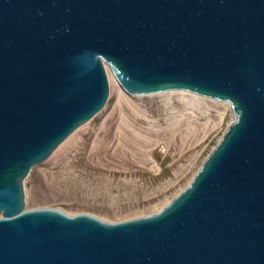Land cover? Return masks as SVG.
I'll list each match as a JSON object with an SVG mask.
<instances>
[{"label":"water","instance_id":"95a60500","mask_svg":"<svg viewBox=\"0 0 264 264\" xmlns=\"http://www.w3.org/2000/svg\"><path fill=\"white\" fill-rule=\"evenodd\" d=\"M105 66L235 120L155 214L25 210L31 169L108 103ZM0 264H264V0H0Z\"/></svg>","mask_w":264,"mask_h":264},{"label":"rangeland","instance_id":"374dc122","mask_svg":"<svg viewBox=\"0 0 264 264\" xmlns=\"http://www.w3.org/2000/svg\"><path fill=\"white\" fill-rule=\"evenodd\" d=\"M104 109L24 180L25 209L107 222L148 216L174 198L220 140L229 106L178 92L131 97L110 76Z\"/></svg>","mask_w":264,"mask_h":264},{"label":"bare ground","instance_id":"6f19581e","mask_svg":"<svg viewBox=\"0 0 264 264\" xmlns=\"http://www.w3.org/2000/svg\"><path fill=\"white\" fill-rule=\"evenodd\" d=\"M108 78H109V77H108ZM109 80H110V78H109ZM173 92H178V93H181V94H185V93H187V92H184V91H171V92H169V93H173ZM161 94H162V93H161ZM188 94H190V93H188ZM191 95H193V96L196 97V98L198 97V96H196V95H194V94H191ZM207 100H208V99H207ZM224 104H225L226 106H229V107H230V105H229L228 103H224ZM230 119H231V120H230V123H232V122L234 121V119H235L234 114H233L232 116H230ZM84 125H85V124H84ZM81 127H82V126H81ZM79 128H80V127H79ZM79 128H78V129H79ZM76 130H77V129H76ZM76 130H75V131H76ZM75 131H74V132H75ZM74 132H73V133H74ZM73 133H72V134H73ZM72 134H71V135H72ZM71 135H70V136H71ZM70 136H69V137H70ZM69 137H68V138H69ZM68 138H67V139H68ZM67 139H66V140H67ZM66 140H65V141H66ZM65 141H64V142H65ZM64 142H63V143H64ZM61 144H62V143H61ZM61 144H60V145H61ZM52 154H53V153H52ZM52 154H51V155H52ZM51 155H50V156H51ZM48 159H49V158H48ZM48 159H47V160H48Z\"/></svg>","mask_w":264,"mask_h":264}]
</instances>
